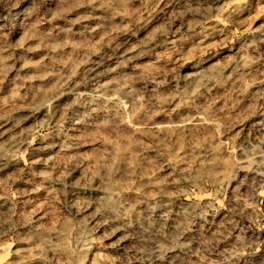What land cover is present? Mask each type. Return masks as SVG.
<instances>
[{"label": "rangeland", "instance_id": "1", "mask_svg": "<svg viewBox=\"0 0 264 264\" xmlns=\"http://www.w3.org/2000/svg\"><path fill=\"white\" fill-rule=\"evenodd\" d=\"M0 264H264V0H0Z\"/></svg>", "mask_w": 264, "mask_h": 264}]
</instances>
